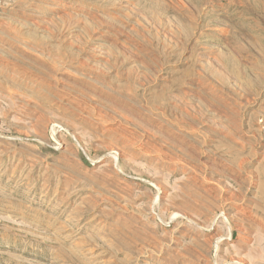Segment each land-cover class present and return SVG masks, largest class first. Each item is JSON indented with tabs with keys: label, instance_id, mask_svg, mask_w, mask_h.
Wrapping results in <instances>:
<instances>
[{
	"label": "rangeland",
	"instance_id": "374dc122",
	"mask_svg": "<svg viewBox=\"0 0 264 264\" xmlns=\"http://www.w3.org/2000/svg\"><path fill=\"white\" fill-rule=\"evenodd\" d=\"M0 264H264V0H0Z\"/></svg>",
	"mask_w": 264,
	"mask_h": 264
},
{
	"label": "bare ground",
	"instance_id": "6f19581e",
	"mask_svg": "<svg viewBox=\"0 0 264 264\" xmlns=\"http://www.w3.org/2000/svg\"><path fill=\"white\" fill-rule=\"evenodd\" d=\"M241 233V232H240Z\"/></svg>",
	"mask_w": 264,
	"mask_h": 264
}]
</instances>
